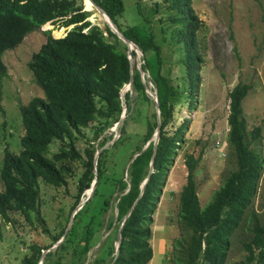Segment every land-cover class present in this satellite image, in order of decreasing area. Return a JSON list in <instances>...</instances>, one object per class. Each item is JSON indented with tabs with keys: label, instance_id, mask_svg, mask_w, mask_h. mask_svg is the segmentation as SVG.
<instances>
[{
	"label": "trees",
	"instance_id": "trees-1",
	"mask_svg": "<svg viewBox=\"0 0 264 264\" xmlns=\"http://www.w3.org/2000/svg\"><path fill=\"white\" fill-rule=\"evenodd\" d=\"M92 1L141 52L140 67L156 91L159 116L146 94L147 79L144 82L139 71L130 65L128 47L107 26L100 29L87 21L82 0H0V57L17 48L28 34L43 25L50 27L47 23L61 28L73 26L58 38L45 31V43L27 64L43 97H34L19 106L24 134L19 153L4 151L0 221L9 223L11 213H19L27 220L31 212L38 213L39 183L66 186L70 164L77 161L83 170L77 179L75 201L66 225L52 238L51 246L64 238L46 253L43 264H149L152 217L187 127L183 122L173 129L175 109L183 97L192 107L201 84L203 59L198 52V34L202 23L191 0H161L146 11L138 6L142 24L126 27L120 23L125 10L122 0ZM164 45L175 50L174 62L163 57ZM130 54L132 59L136 57L133 50ZM171 63L183 70L176 85L171 77ZM3 75L5 67L0 62V79ZM129 83L131 87L122 101V88ZM249 90V85L239 82L228 93L227 144L235 169L226 175L203 208L195 181L200 157H184L187 175L179 192V237L173 241L172 264H227L231 237L253 205L263 168L260 156L251 148L260 130L250 133L251 143L246 141L242 102ZM148 104L153 111L145 119L144 132L129 136L128 121ZM123 106L125 118L119 128ZM116 124L120 134L113 140L110 130ZM158 125L159 138L154 148ZM87 127H91L92 136L83 157L75 143L85 137L83 130ZM55 141L63 146L50 153ZM95 179L92 195L74 215L64 235L72 212ZM250 214L255 218V213ZM102 230L106 232L103 239ZM119 230L120 244L115 254ZM250 232V240L242 243L247 254L245 261L237 264H264V225L256 220ZM98 244L87 262L88 252ZM49 247L30 246L29 255L21 263L38 264L42 252Z\"/></svg>",
	"mask_w": 264,
	"mask_h": 264
},
{
	"label": "rangeland",
	"instance_id": "rangeland-1",
	"mask_svg": "<svg viewBox=\"0 0 264 264\" xmlns=\"http://www.w3.org/2000/svg\"><path fill=\"white\" fill-rule=\"evenodd\" d=\"M82 1L83 10L88 13L87 21L104 29L106 25L102 15L91 4ZM122 1L125 10L120 23L123 27L142 24L138 6L146 11L154 3L161 2V0ZM191 1L202 23L198 34V52L203 59L200 71L201 84L192 107L187 106L188 102L183 97L182 104L175 109L173 129L183 122L187 127L175 152L176 156L167 175L162 196L152 217L150 244L154 250L153 264H172L173 241L179 237L177 226L179 192L186 182L187 175L185 155L200 157L195 181L201 208L210 203L226 175L235 169V160L227 144L228 93L241 82L250 87L242 102L246 141L251 143L250 133L256 128L260 130L259 138L252 142L251 148L260 156L263 168L253 205L230 240L227 264H237L245 261L247 254L242 243L250 240L253 224L258 220L259 224L264 225V0ZM47 24L50 27L43 25L40 30L28 34L17 48L5 52L0 57V62L5 67V75L0 79V168L5 149L13 154L20 151V138L24 130L19 106L26 105L34 97H43L42 90L35 84L27 67L31 56L45 43V31L50 32L53 38H58L60 37L58 35H62L63 32L65 34L68 29L73 28L70 26L63 31L64 28L58 24ZM54 31L56 32L53 34ZM162 48L163 57L174 62L177 58L175 50L167 45ZM141 63V54L137 53L132 60L133 68L139 70ZM170 66L171 77L176 85L183 70L172 63ZM146 84V94L151 96L154 87L152 83ZM127 88L129 89L128 86ZM127 88H122V101L128 91ZM152 111L151 104L144 105L141 110L136 111L126 126L127 134L133 137L142 134L145 119ZM123 112H126L125 106ZM83 132L85 137L76 141L75 148L84 157V148L92 136L91 127H87ZM110 132L113 134V140L117 139L120 134L118 124L114 125ZM60 146H63V143L59 141L52 143L50 153L56 152ZM70 165L71 174L65 176L66 186L54 187L39 183L38 213L31 212L29 220L19 213H11L9 223L0 221L2 236L0 264H22V259L29 255L32 245L52 247V238L66 225L69 210L77 193V179L83 170L80 162L74 161ZM2 189L0 181V191ZM88 195L89 192H85L81 205L87 200ZM252 212L255 213V218L251 216ZM113 214L115 215V211ZM105 234L104 230L100 232L102 239ZM98 238L99 235L95 242ZM95 249L96 247L88 252L87 262Z\"/></svg>",
	"mask_w": 264,
	"mask_h": 264
},
{
	"label": "water",
	"instance_id": "water-1",
	"mask_svg": "<svg viewBox=\"0 0 264 264\" xmlns=\"http://www.w3.org/2000/svg\"><path fill=\"white\" fill-rule=\"evenodd\" d=\"M89 2H90V4L102 15V17L103 18H106V20L104 19V22H105V25L128 47V52H127V54H128V59H129V61H130V65H131V63H132V57H131V54H130V51H132L133 50V47L136 49V50H134L135 51V53H136V56H137V53H141L139 50H138V48L133 44V43H131L128 39H126L119 31H118V29L115 27V25L112 23V21L108 18V16L104 13V11L98 6V5H96L92 0H88ZM139 71V73L141 74V76H142V79H143V81H144V72L141 70V67H140V69L138 70ZM147 78H149V77H147ZM127 86L130 88L131 87V84L129 83V84H127L126 86H125V88H127ZM128 89V88H127ZM150 95L151 96H149L150 98H151V100L153 101V103H154V107H155V109H156V114H157V117L159 116V111H158V100H157V96H156V92H151L150 93ZM122 114H123V116L121 115V119H122V121H121V124H120V127L119 128H121L122 127V125H123V120H124V118H125V112H122ZM158 138H159V125L157 126V129H156V133L154 134V148H155V146H156V144H157V142H158ZM146 147H147V145H146ZM146 147H145V149H146ZM98 155V154H97ZM95 164H96V160H95ZM148 180V177H147V179L144 181V183H143V185H142V187H141V190H143V186H144V184L146 183V181ZM95 184H96V179L94 180V182H93V184H92V186H91V188L88 190V192H89V195H88V197H87V200L90 198V196L92 195V193H93V190H94V188H95ZM87 192V191H86ZM141 196V195H140ZM139 196V197H140ZM136 203H137V201H135V203H134V205L131 207V209L128 211V213H127V215L124 217V219H123V221H122V223H121V226H120V229H121V227L123 226V223H124V221L128 218V216L130 215V213L132 212V210H133V208L135 207V205H136ZM84 204V202L82 203V205ZM82 205L80 204L73 212H72V214H71V216H70V219H69V223H68V226H67V229H66V231H65V233H64V235L68 232V229L70 228V226L72 225V222H73V219H74V215L77 213V211L78 210H80L81 209V207H82ZM63 238L64 237H62L61 238V240H59L55 245H53L51 248H49V249H47L46 251H43L42 252V256H41V259H40V261H39V263L38 264H42V262H43V260H44V256L46 255V253H48L49 251H51L52 249H55L61 242H62V240H63ZM119 244H120V230H119V233H118V237H117V241H116V244H115V254H117L118 253V247H119ZM99 245H97L96 246V248L98 247Z\"/></svg>",
	"mask_w": 264,
	"mask_h": 264
},
{
	"label": "clouds",
	"instance_id": "clouds-1",
	"mask_svg": "<svg viewBox=\"0 0 264 264\" xmlns=\"http://www.w3.org/2000/svg\"><path fill=\"white\" fill-rule=\"evenodd\" d=\"M68 28V27H67ZM64 31H65V28H64ZM64 35V34H63ZM133 51H134V49H133ZM135 52V51H134ZM141 54V53H140ZM141 56H142V54H141ZM141 66V65H140ZM147 75V76H146ZM146 75H145V73H144V82H146V79H147V83H149L150 85H151V83H150V80H149V78H147V77H149V75L146 73ZM142 77V76H141ZM143 80V79H142ZM154 87V86H153ZM154 89V88H153ZM153 92H156L155 91V89H154V91Z\"/></svg>",
	"mask_w": 264,
	"mask_h": 264
},
{
	"label": "crops",
	"instance_id": "crops-1",
	"mask_svg": "<svg viewBox=\"0 0 264 264\" xmlns=\"http://www.w3.org/2000/svg\"><path fill=\"white\" fill-rule=\"evenodd\" d=\"M153 259H154V250H152V260L150 261L149 264H153Z\"/></svg>",
	"mask_w": 264,
	"mask_h": 264
},
{
	"label": "bare ground",
	"instance_id": "bare-ground-1",
	"mask_svg": "<svg viewBox=\"0 0 264 264\" xmlns=\"http://www.w3.org/2000/svg\"><path fill=\"white\" fill-rule=\"evenodd\" d=\"M85 1L88 2V3L90 4V2H89L88 0H85ZM90 11H92V10H90ZM104 19L106 20V18H104ZM63 31H64V30H63ZM63 31H62V32H63ZM61 34H62V33H61ZM58 36H60V35H58ZM58 36H57V37H58ZM133 49L136 50L134 47H133Z\"/></svg>",
	"mask_w": 264,
	"mask_h": 264
}]
</instances>
